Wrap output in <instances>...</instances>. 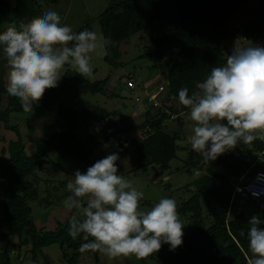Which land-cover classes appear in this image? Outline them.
Segmentation results:
<instances>
[{
  "label": "trees",
  "instance_id": "trees-1",
  "mask_svg": "<svg viewBox=\"0 0 264 264\" xmlns=\"http://www.w3.org/2000/svg\"><path fill=\"white\" fill-rule=\"evenodd\" d=\"M247 1L112 0L93 21L98 24L100 33L115 42L114 46L107 48L105 62L118 66V51L135 34H138L139 42L145 48V53L139 56L163 61V66H157L160 71L157 77L164 78L158 85L163 84L164 94L172 99L171 104L166 111L151 107L146 110L144 120L137 128L139 137L131 135V127H126V121L118 117L115 111L107 112L104 117L112 120L110 127L116 128V131L107 136L103 143L115 146L113 151L118 155L132 145L131 172L150 167L154 170V177L158 178L160 172L167 170L171 161L177 159V152L182 150L178 144L180 131L171 132L169 123L163 122L171 119L182 124L180 114L190 110L179 103L178 90L188 88L191 94L198 90V84L206 79L211 68L226 63L223 41L238 40L242 47L255 46L259 42L264 47V0L255 3L245 20L227 29L228 23ZM51 3L52 0H0L1 22L7 25L13 22L19 25L21 21L28 23L33 18L42 17ZM84 29L94 31L91 23L83 25L76 32ZM4 30L0 28V32ZM173 53L176 54L175 58L168 63L166 57ZM1 55L4 56L3 51ZM3 68L4 65L0 66V123L6 130L13 131L16 139L2 150L5 156H0V228L1 222L6 226V231H0V264H14L21 256L22 246L29 245L33 255L42 256V249L54 243L58 244L67 264H78L80 256L85 253H93L97 260L100 252H81L80 246L86 241L82 237L73 240L68 234L69 218L76 215L77 210L69 212V218L56 220L53 229L38 227L36 222L39 221L33 210L35 202L37 208L46 211L64 204L71 195L66 185L73 180V175L65 173L62 179H58L51 178L47 172L45 178L40 177L39 172L45 170L44 160L49 153L57 152L61 157L76 161L80 166L79 171L83 173L100 160L92 159L94 144L98 145L100 141H95L97 136L92 134L89 136L92 139L82 140L78 137L75 130L87 118L81 117L84 114L76 103L60 104L53 115L47 137L36 140L35 151L26 154V143L20 137L19 125L8 124L12 112L25 110L17 98L7 93ZM62 75L58 86L46 89L32 108H49L61 93H69L76 98L104 93L105 83L79 76L68 66H65ZM153 88L151 85L149 90ZM85 101V107L96 106L90 100ZM174 115L176 117L173 118ZM95 127L98 130H111L100 122L95 123ZM258 133H255L257 139L250 146L240 142L233 150L207 163L200 162L205 159L201 154L189 151L185 168H195L198 177L186 187L185 192H189L190 196L181 200L177 210L181 222L186 215L191 218V228L186 231L184 226L183 243L175 250L163 244L157 253L144 259L149 258L155 264H248L247 259L251 258L247 240L248 221L253 215L264 221V195L255 199L246 196V201L253 208L246 206L244 211L230 213L229 206L235 196L234 189L257 171L264 170V138L260 139ZM261 134L264 136V133ZM198 163L201 165L197 166ZM39 184L42 186L39 187ZM45 191L46 198L41 195ZM154 205L151 204L145 211ZM203 207L207 211L206 217L202 215ZM209 218L210 221H207ZM260 227H264V223Z\"/></svg>",
  "mask_w": 264,
  "mask_h": 264
},
{
  "label": "clouds",
  "instance_id": "clouds-1",
  "mask_svg": "<svg viewBox=\"0 0 264 264\" xmlns=\"http://www.w3.org/2000/svg\"><path fill=\"white\" fill-rule=\"evenodd\" d=\"M114 44L102 33L74 32L62 25L60 15L52 10L28 23H10L0 32V48L9 69L6 91L25 111H32L46 89L58 86L65 66L79 76L90 77L91 54L97 49L106 52ZM197 89L191 94L188 88L179 89L178 100L190 110L194 122L188 142L207 162L240 142L250 146L257 131L264 133V47L234 48L226 63L211 68ZM119 159L113 153L86 172H74L66 185L71 195L64 201L69 212L78 210L69 218V236L86 241L81 252L98 251L112 258L134 255L143 259L157 253L163 244L175 250L183 243L184 228L176 201L161 198L150 210H143L140 201L144 193L119 174ZM257 181L264 182V173L258 174ZM252 194L264 195V188ZM262 223L257 215L248 221V264H264Z\"/></svg>",
  "mask_w": 264,
  "mask_h": 264
},
{
  "label": "rangeland",
  "instance_id": "rangeland-1",
  "mask_svg": "<svg viewBox=\"0 0 264 264\" xmlns=\"http://www.w3.org/2000/svg\"><path fill=\"white\" fill-rule=\"evenodd\" d=\"M112 0H52V3L46 7L47 10L57 12L61 17V24L68 25L76 32L80 27L86 24L93 25L94 31L99 32L98 24L93 21L98 15L109 5ZM259 0H248L234 18L228 23L227 29H230L237 25L239 22L246 19L252 7ZM7 24L1 22L0 28L6 29ZM262 44H264V36L262 37ZM242 43L238 40L223 41V51L225 56L231 55L234 48H241ZM0 54L2 49L0 48ZM147 51V50H146ZM117 55L118 66H114L104 61V56L107 51L97 49L92 53L91 64L93 66V74L88 79L95 81L99 80L105 83L104 93H98L95 95H81L78 98L69 93H61L58 95L57 100L53 105L44 110L36 109V106L32 108V111L12 112L8 119L9 125H19V134L25 144L26 154H32L35 151V141L40 138H46L49 132V126L53 122V115L56 113L60 104L75 105L78 109H82L84 114L81 117L87 118L80 126L75 130V133L83 139H92L89 136L96 135V140L100 141V144H94L95 152L92 159H103L107 155L116 153L111 143H103L104 139L116 131V128L110 127L113 123L105 117L107 112L115 111L118 117H122L126 123V127H131V135L133 137H139L137 130L138 126L143 122V115L147 110V106L138 105L135 102L136 97L144 98L151 85L157 87L159 82L163 81V77H157L160 71L157 66H163V61L152 59L148 56H139L145 53V48L139 42L138 34L131 37L127 45H124ZM175 53L166 57V61L171 63V59L175 58ZM116 57V56H115ZM5 56H0V66L3 68V79L8 83V65L5 64ZM6 65V66H5ZM162 68V67H161ZM165 68V67H164ZM132 76L135 82V88L129 89L127 86L128 76ZM90 100L95 107H85L86 101ZM35 105L37 103H34ZM33 106V105H32ZM102 109V112H101ZM119 112V113H118ZM176 117V115L174 116ZM173 117V118H174ZM182 124L173 122L171 119H167L163 123H169L172 130L171 132L179 130L180 140L178 144L182 147V150L177 152V159L171 161L167 170L160 172L161 176L154 177V170L150 167L145 170L130 171V153L132 152V145L119 155L120 159L116 162L118 172L125 179L129 180L132 185L138 190L144 193V197L140 201L141 208L146 210L151 204H156L161 198H172L176 201L177 205L181 200H186L190 194L185 192L186 187L191 185L198 177V173L193 168H185V161L188 159V153L192 150L188 137L192 135V129L194 122L190 119V111L180 114ZM32 120L31 122H29ZM103 124L110 127L108 130H98L95 127V123ZM115 125V124H114ZM108 129V128H107ZM16 136L13 131L6 130L4 125L0 123V156L5 152L2 150L6 148L8 143L15 140ZM102 142V143H101ZM193 151V150H192ZM264 160V157L262 158ZM196 161V160H194ZM200 162L207 163L204 159ZM201 164L198 163L197 166ZM45 170L39 172L40 177L45 178L46 173L49 172L51 178L62 179L65 173L73 175L76 170H80V166L76 161H72L68 157H61L57 152H50L48 157L44 160ZM83 166V165H82ZM85 167L83 168V170ZM181 169V170H180ZM264 169V168H263ZM179 170V171H178ZM177 171V172H176ZM65 178V177H64ZM56 181V179H54ZM32 181H30L31 183ZM33 184V182H32ZM42 186L41 184L38 185ZM45 187V186H43ZM40 191V190H39ZM46 198V191L41 194ZM245 194L235 195L231 199L232 203L229 206L230 213L234 211H244L246 206H251L246 201ZM143 202V204L141 203ZM150 205H148V203ZM147 203V204H146ZM31 206L33 203H29ZM37 202L34 203L35 217L37 219V226H44L47 229H53L56 225V220L62 221L65 218H69L67 215L69 211L65 209L64 204L55 205L50 207L46 211L42 208H37ZM253 208V206H251ZM255 208V207H254ZM38 210V211H37ZM78 211V210H77ZM77 211L75 212L77 214ZM74 213V214H75ZM207 211L203 207V216L206 217ZM1 215V210H0ZM231 215V214H230ZM189 216H184L182 222L185 223L186 231L191 228ZM210 221V218L207 219ZM41 222V223H40ZM0 231H6V226L1 222ZM20 258L15 261L14 264H67L64 260L61 250L58 244H50L42 249L43 255H33L30 251V246L20 247ZM96 260L93 253L82 254L78 260V264H155L154 261L147 259H138L136 256H119L109 257L105 254L99 253Z\"/></svg>",
  "mask_w": 264,
  "mask_h": 264
},
{
  "label": "built area",
  "instance_id": "built-area-1",
  "mask_svg": "<svg viewBox=\"0 0 264 264\" xmlns=\"http://www.w3.org/2000/svg\"><path fill=\"white\" fill-rule=\"evenodd\" d=\"M255 46L263 47V45H261L259 42L255 43ZM127 86L131 90L135 88V82L132 76L130 75L128 76ZM164 90L165 88L163 84H159L157 87H154L153 89L148 90L144 98L141 99V98L136 97L135 102H137L138 105H141V106H147L148 108L151 107L152 109L161 108L162 110L166 111L167 106L171 104L172 99L166 98L167 96L164 94ZM258 137L260 139H263L262 137L264 136L260 132L258 133ZM260 173H264V170L257 171L253 176L248 178L245 183L238 185L234 189L233 195L245 194L248 197L253 198V199L259 198L260 196H262V195L254 196L252 194L253 191L259 192L260 189L264 188V182L257 181V176ZM247 260H249V258Z\"/></svg>",
  "mask_w": 264,
  "mask_h": 264
}]
</instances>
